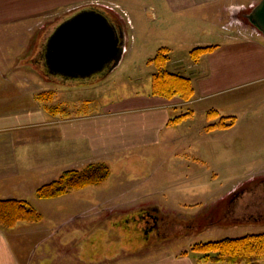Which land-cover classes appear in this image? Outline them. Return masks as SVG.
<instances>
[{
  "label": "rangeland",
  "instance_id": "1",
  "mask_svg": "<svg viewBox=\"0 0 264 264\" xmlns=\"http://www.w3.org/2000/svg\"><path fill=\"white\" fill-rule=\"evenodd\" d=\"M94 5L106 14L109 6L126 25L119 12L122 10L131 23L119 5L104 1H95ZM252 7L232 9L234 14L227 20L234 35L250 36L251 25L244 16ZM56 21L41 15L22 23V28L17 25L14 30H0V111L57 106L58 116H84L125 105L150 93V74L155 68L146 63L147 57L153 58L160 48L171 54L191 51L195 40L190 30L198 26L184 24V32L188 33H167L159 30L162 25L153 22L151 26L158 30L142 33L148 44L126 53L112 71L84 80H64L48 77L38 62L42 48L36 41L44 31L45 35L52 32L58 25ZM218 30L220 27L207 28L203 34L212 36L216 31L220 33ZM132 34L133 42L139 44L141 33ZM251 87L220 93L219 97L236 102H225V109H216L221 117L235 118L229 131L196 132L193 122L182 123L170 128L174 139L169 143L157 141L104 161L109 175L101 183L35 207L43 216L38 225L44 236L33 252L38 255L44 249L48 255H33L32 263L135 264L165 254L195 253L192 246L197 243L264 234V190L253 183L264 177V91H252L255 88ZM247 148L255 149L254 153H248ZM249 183L235 202L236 207L232 206L235 213L224 217L230 193ZM145 207H154L169 217L179 215L174 218L177 221H186L187 216H205L210 211L215 217L201 220L200 230H177L173 237H161L150 245L143 242L140 225L130 221Z\"/></svg>",
  "mask_w": 264,
  "mask_h": 264
},
{
  "label": "crops",
  "instance_id": "2",
  "mask_svg": "<svg viewBox=\"0 0 264 264\" xmlns=\"http://www.w3.org/2000/svg\"><path fill=\"white\" fill-rule=\"evenodd\" d=\"M95 1L119 5L130 17L131 28L120 22L115 11L107 9L108 18L117 21L126 32L121 61L126 53L131 54L148 44L142 33L158 30L151 26L153 22L162 25L159 30L167 33L174 30L188 33L184 32V24H198L195 30H190L195 40L192 47H211L212 50L196 61L191 60L190 51L168 53L167 66L170 72L190 79L193 98L183 102L178 98L154 96L150 85V93L102 114L61 117L57 114L59 110L52 112L37 107L29 111H0V199L26 200L33 207L60 200L70 193L56 199L38 200L34 190L65 170L105 163L113 155L149 147L157 141L169 143L174 139L170 128L182 123L193 122L196 132L205 131L207 125L218 120L209 119L208 111L225 109V102L236 104L235 99L219 97L220 93L243 86H252L250 89L255 88L252 91H264V36L251 27L250 36L240 38L233 34L227 20L234 14L233 8L254 6L260 0H0V30H14L17 25L22 28V23L41 15L59 24L74 12L93 8ZM219 27L220 33L213 31L212 36H204L207 28ZM132 32L141 33L139 44L133 42ZM51 33L45 35L44 31L36 41L37 46L43 49ZM150 59L145 60L147 64ZM184 114L187 115L182 120L171 122ZM231 128L211 133L227 132ZM254 151L247 148L250 154ZM39 226L38 223H20L9 230L0 229V264H43L32 263L31 258L44 236ZM47 255L43 249L34 257ZM201 257L196 252H178L135 264H209L201 261Z\"/></svg>",
  "mask_w": 264,
  "mask_h": 264
},
{
  "label": "trees",
  "instance_id": "3",
  "mask_svg": "<svg viewBox=\"0 0 264 264\" xmlns=\"http://www.w3.org/2000/svg\"><path fill=\"white\" fill-rule=\"evenodd\" d=\"M105 15L107 16V14ZM108 19L118 31H122L117 21L110 17ZM211 50V47L194 48L190 51L189 56L192 61H196L201 55ZM168 63L169 55L165 48L159 49L156 55L148 61V64L155 68L151 75V94L165 99L178 98L183 102L190 101L193 98L190 79L170 72L167 68ZM44 70L46 73L45 68ZM47 110L56 112L59 108L52 106ZM212 114L215 115L213 118ZM186 115L176 117L171 122L176 123ZM207 116L209 119L218 118L217 122L210 123L205 127L207 132L226 130L235 123L234 117H219L217 111H208ZM108 175V164L102 162L91 163L81 169L65 170L54 180L38 186L34 190V197L38 200L56 199L71 192L97 185ZM42 219L41 213L26 200L0 199V229L2 230L12 229L20 223L37 224ZM192 251L201 253V261L209 264H264V234L197 243L192 246Z\"/></svg>",
  "mask_w": 264,
  "mask_h": 264
},
{
  "label": "water",
  "instance_id": "4",
  "mask_svg": "<svg viewBox=\"0 0 264 264\" xmlns=\"http://www.w3.org/2000/svg\"><path fill=\"white\" fill-rule=\"evenodd\" d=\"M264 36V0L244 16ZM124 51V34L101 12L82 9L62 21L47 38L43 63L48 75L84 80L112 71Z\"/></svg>",
  "mask_w": 264,
  "mask_h": 264
},
{
  "label": "flooded vegetation",
  "instance_id": "5",
  "mask_svg": "<svg viewBox=\"0 0 264 264\" xmlns=\"http://www.w3.org/2000/svg\"><path fill=\"white\" fill-rule=\"evenodd\" d=\"M38 62L41 64L42 63V54L39 53L38 56ZM43 67V63L41 65ZM255 182V183H254ZM253 183L255 184V186L257 187H262V189L264 190V177L259 178L255 181H253ZM250 185H242L241 187H238V189H235L234 191H232L229 195V204L228 206H230V204H232L230 207L227 206V210H226V216L227 217L228 214H233L235 212L232 213V206L236 207L235 202L237 201V199L240 198V195L243 194L244 192V188L246 186ZM250 189V188H249ZM251 190V189H250ZM213 212V211H212ZM211 211L208 212L205 216H187V220L186 221H177L174 218H177L179 215H170V217H173V219H170L169 215H164L162 213H160L157 209H155L154 207H145L144 209H140L138 210V212L135 213V216L133 215L130 218V221H136L138 223L139 226V230L141 234V238L143 240V242L145 244L151 242L150 245H154L155 241L161 237H170V236H174L177 233V230L180 231V233H183L184 231L194 227L196 230H200L201 227V220H207L212 219L214 220V213H212ZM230 212V213H229ZM199 216V215H198ZM194 218H200L198 221L194 220ZM237 219V218H236ZM125 222H129V221H125ZM139 249V248H138Z\"/></svg>",
  "mask_w": 264,
  "mask_h": 264
},
{
  "label": "built area",
  "instance_id": "6",
  "mask_svg": "<svg viewBox=\"0 0 264 264\" xmlns=\"http://www.w3.org/2000/svg\"><path fill=\"white\" fill-rule=\"evenodd\" d=\"M116 8H119V7L117 6ZM107 9L112 10L109 6H107ZM119 9H120V8H119ZM119 12H120V14L122 15L123 18L125 17L126 25H127V26H128V25H131L130 21H129L128 18H127L126 13H125L124 11H122V10H119Z\"/></svg>",
  "mask_w": 264,
  "mask_h": 264
}]
</instances>
